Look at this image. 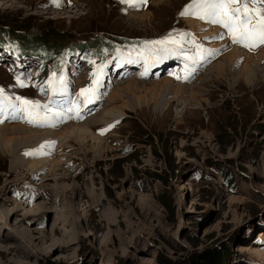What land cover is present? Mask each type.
I'll return each instance as SVG.
<instances>
[{
	"label": "rangeland",
	"instance_id": "obj_1",
	"mask_svg": "<svg viewBox=\"0 0 264 264\" xmlns=\"http://www.w3.org/2000/svg\"><path fill=\"white\" fill-rule=\"evenodd\" d=\"M156 1L129 7L123 0H0L2 33L9 40L0 44V103L22 97L41 105V114L47 105L66 117L55 126H35L5 119L11 111L6 104L0 113V126L56 131L27 145L21 138L26 131L4 130L20 140L9 150L0 140V264H191V258L216 249L224 253L221 264H264V45L248 50L226 36L215 38L225 31L219 25L180 15L192 0ZM181 26L193 31L190 39L218 48L217 58L188 79H177L171 70L140 76L151 62L133 69L124 61L117 68L119 58L109 57L99 96L79 119L61 108L68 99L51 96L59 82L43 73L52 60L43 62L37 46L23 54L13 40L52 33L56 43H67L65 54L74 45L91 55L99 47L74 43L98 35L153 41ZM235 47L241 52L221 59ZM105 52L106 47L99 55ZM74 57L66 62L77 74L69 76L77 89L89 70ZM245 62L255 69L251 84L242 74ZM173 67L184 69L179 60ZM164 78L172 84L159 81ZM115 89L117 97L107 102ZM109 109L114 114H106L112 116L107 120L90 119ZM88 120L86 128L102 146L70 138L56 143L63 128ZM44 144L60 162L54 171L13 166L16 158L45 157L35 151Z\"/></svg>",
	"mask_w": 264,
	"mask_h": 264
},
{
	"label": "snow or ice",
	"instance_id": "obj_2",
	"mask_svg": "<svg viewBox=\"0 0 264 264\" xmlns=\"http://www.w3.org/2000/svg\"><path fill=\"white\" fill-rule=\"evenodd\" d=\"M123 2L127 3L129 7H138L146 3V0H123ZM180 15L194 16L207 23L221 26L225 31L218 34L215 37L217 39L228 36L232 43L250 50L264 45V0H192ZM190 36V33H169L162 39L142 42V55H158L160 60L167 59L171 55H178L185 47V43H195L193 39H188ZM201 51L209 50H204L197 45L198 54ZM214 52L215 50H210L209 54ZM186 59L192 60L195 64L205 60L206 57L199 55L198 60L193 57ZM104 67L105 65H100L93 73L92 85L80 90L79 95L84 98L86 104L93 103L92 97L96 95ZM195 70V67L187 69V74L183 79H188ZM147 71L146 69L141 75H147ZM180 78L177 76V79ZM19 86L25 87L26 85L20 81ZM0 96H3V89H0ZM15 99L19 103H12L11 98L3 97V103H0V113L4 112L6 108L11 110L5 119H23L26 123L35 126H55L53 122H59L66 118L63 111L52 110L47 105L43 106L44 112L41 114L36 111L42 107L41 105L33 104L31 101L19 97ZM68 111L71 112L73 109L70 107ZM77 116L79 117L78 109ZM2 122L0 120V123Z\"/></svg>",
	"mask_w": 264,
	"mask_h": 264
},
{
	"label": "bare ground",
	"instance_id": "obj_3",
	"mask_svg": "<svg viewBox=\"0 0 264 264\" xmlns=\"http://www.w3.org/2000/svg\"><path fill=\"white\" fill-rule=\"evenodd\" d=\"M158 1H161V0H157L156 2H158ZM189 21V25H192V24H197V23H199V22H195L194 20H188ZM202 25V24H201ZM204 25V24H203ZM204 27H206L205 25H204ZM208 27V26H207ZM199 28H201L199 25L198 26H196V29H199ZM207 29H209V27L207 28ZM211 29V28H210ZM210 29L208 30V31H210ZM213 30H216V29H213V27H212V31ZM211 34H212V32H211ZM206 36V35H205ZM201 37V36H200ZM211 43V42H210ZM217 43V42H216ZM221 44V43H220ZM218 45V44H217ZM216 46V45H215ZM263 50V49H262ZM233 51V52H232ZM240 51V49L239 48H237V47H235V48H231V50H229L228 51V53H225L224 54V56H221V59L224 57L225 59H227V58H230L232 55H231V52L232 53H234V52H239ZM244 52H245V50H243ZM264 51V50H263ZM262 51V52H263ZM241 52V51H240ZM261 52V53H262ZM260 53V54H261ZM258 54H259V52H258ZM258 54L257 55H255V56H258ZM259 54V55H260ZM263 54V53H262ZM234 55H236L235 53L233 54V56ZM238 55V54H237ZM243 55H245V56H247L248 58H255V56H254V54L253 55H251L250 53L248 54H246V53H243ZM18 56V55H17ZM19 57V56H18ZM237 59V58H236ZM239 59L240 60H242L243 59V57H239ZM238 60V59H237ZM253 60V59H252ZM167 61H170L169 59L167 60ZM217 62V61H216ZM218 62H221V60L219 61L218 60ZM214 68H215V70H222L223 69V67L222 66H217V65H215V66H213ZM164 69L165 68V64H162L161 66H160V69ZM242 74L244 75V79L246 80V81H248V82H250V84H251V81L253 80V78H255V76H256V74H255V69L251 66V64H249L248 62H245V64H244V66H243V71H242ZM163 80H165V81H167V82H165V84H167V85H171L172 84V80H170V79H168V78H164V79H162V80H159V81H162L163 82ZM174 86V85H173ZM179 87H183V86H179ZM117 89V88H116ZM116 89L114 90V91H112L111 92V94H110V96H109V98L107 99L108 101L107 102H109L111 99H113L114 97H117V91H116ZM114 110H117L119 113L121 112V114L123 113L122 111H120V109H118V108H116V107H114ZM116 113V112H115ZM106 114H109V115H111V114H114L113 113V110L111 109H109V110H104L103 112H102V114H100V117H102V118H95V117H93V118H90V119H93V120H96V121H105V120H107L106 119ZM103 115H105V118L103 119ZM107 117H112V116H107ZM89 122V120L87 121V122H84L83 123V125L81 126V124H77V125H75V124H71V125H69V126H66L65 128H63V132L62 133H60L59 135L60 136H58L59 138H58V142H56V143H58V145L60 146V145H64L65 144V141L67 140V139H74V140H76L79 144H84V143H87V141L88 140H94L97 144H99V146H102V143L101 142H103L102 141V139H100V137H98V136H95L94 134H93V131H91V130H89L88 128H86V125L87 124H89L88 123ZM9 127H12V129H14V131H17V132H20V130L22 129V130H24V131H26L27 132V134L25 135V136H23V137H21L23 140H25L26 139V141H25V143L28 145V144H30V142L32 141V138H34V137H36V140H38V141H40L41 139L43 140V138H45L46 136L45 135H49V136H51L50 134H52V135H56V131H48V130H41V131H36V130H34V129H32V128H28V127H25V126H21V125H2V126H0V130H2L1 131V133H0V140L2 141V146H3V149L4 150H9L11 147H12V145H13V143H15V142H17L18 140H20V138L19 139H17L16 137H13V138H9V137H7L6 136V134H5V131H6V129H8ZM5 130V131H4ZM7 133V132H6ZM95 133H97V132H95ZM98 134V133H97ZM8 135V134H7ZM53 138H54V136H53ZM53 140V139H52ZM51 140V141H52ZM56 141V140H55ZM39 143V142H38ZM43 144V143H42ZM39 146V145H38ZM43 145H41V146H39V147H37L36 149H38V151H41V152H43V153H45V157H42L41 159H38V161H30V162H25V160H23L22 158H16L14 161H13V166H17V165H22L23 163L24 164H27L28 166V169L30 170V171H36L37 172V170L38 171H42V170H45V169H48V171H54V169H56V168H58L60 165H59V163L60 162H57V160H56V158L54 157V155L52 154L51 155V152H50V149L47 147V145L45 146V144H44V147H42ZM36 147V146H35ZM102 148V147H101ZM45 159V160H44Z\"/></svg>",
	"mask_w": 264,
	"mask_h": 264
},
{
	"label": "trees",
	"instance_id": "obj_4",
	"mask_svg": "<svg viewBox=\"0 0 264 264\" xmlns=\"http://www.w3.org/2000/svg\"><path fill=\"white\" fill-rule=\"evenodd\" d=\"M3 29L1 27L0 23V44H6L9 42L8 39L4 37V34L2 33ZM11 35H16L14 32H9ZM51 35H48L44 38H37V39H31L30 37H20V36H14L13 38L14 41H17L19 44L18 49L21 52H24L23 54H28L30 51L31 47L37 46L42 52L43 55L41 56V60L43 62H46V60L51 59L52 64H45V66L50 69L51 66H53L55 58L58 59L62 56L64 50L68 47L67 43L62 42L56 43V38H52L53 34L49 33ZM47 38L52 39V43H49L46 41ZM105 37H102L101 35L98 36H92L89 37V39H85L83 41H77L74 44L75 45H83V42H86V44H93V47H99L102 48L104 45H113L114 41L120 42V41H130V38L127 37H121V36H115L112 39H106L104 40ZM78 43V44H77ZM16 44V45H18ZM23 45V46H21ZM80 45V47H81ZM20 57V55H18ZM224 258V253L221 249H216L214 251H208L204 254L202 259H199V257H194L190 259L191 264H221Z\"/></svg>",
	"mask_w": 264,
	"mask_h": 264
}]
</instances>
